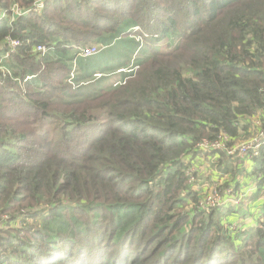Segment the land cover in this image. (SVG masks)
Listing matches in <instances>:
<instances>
[{"label": "trees", "instance_id": "16d2710c", "mask_svg": "<svg viewBox=\"0 0 264 264\" xmlns=\"http://www.w3.org/2000/svg\"><path fill=\"white\" fill-rule=\"evenodd\" d=\"M34 1L0 0V264H264L185 175L264 112V0Z\"/></svg>", "mask_w": 264, "mask_h": 264}, {"label": "crops", "instance_id": "0c3cea01", "mask_svg": "<svg viewBox=\"0 0 264 264\" xmlns=\"http://www.w3.org/2000/svg\"><path fill=\"white\" fill-rule=\"evenodd\" d=\"M261 121L264 123V112L261 114L257 113L241 121L240 124L242 126L246 124L247 127H243L239 131L235 141L242 138L246 139L255 133L261 127ZM262 152L264 153V145L262 146ZM258 159L255 160L249 157L236 159L235 157H227L224 154L201 155L199 153L190 163L194 166L198 164L199 173L205 171L211 181L234 185L235 191L232 188H230L231 192H228L229 189L223 190V204L220 207L221 209L232 210L228 212L224 219L225 222H232V227L240 226L245 228L264 223V184L257 180L256 177V175L261 173L256 170L259 164ZM206 168L209 169L206 170ZM192 189L198 192L200 186L194 187L192 185Z\"/></svg>", "mask_w": 264, "mask_h": 264}, {"label": "built area", "instance_id": "2783aa9c", "mask_svg": "<svg viewBox=\"0 0 264 264\" xmlns=\"http://www.w3.org/2000/svg\"><path fill=\"white\" fill-rule=\"evenodd\" d=\"M44 5V0H35L32 5V11L34 12H41ZM12 15L13 17L18 16L22 13H26V10H23L19 8L17 5L12 6ZM4 16L3 12H0V18ZM7 43L10 47V49L6 52V56H8L13 50L15 49L16 45L19 44L18 40H11L7 38ZM75 49V53L77 57H90L93 56L101 49L104 48L98 45H75L73 46ZM49 47L43 44L36 45L34 48V51L38 53L39 55H43L48 51ZM118 71H126L125 69H120ZM117 71V72H118ZM123 81H116L114 85L118 83H124ZM247 140L237 142L236 144L230 143V137L224 132H221L219 136L213 140L203 139L201 140L197 145L196 148L198 152L201 155L206 154H218L223 153L227 157H235L236 159L242 158V157H256L260 154L261 147L264 145V129L259 128L255 133L249 136ZM194 171L192 169H189V167L185 170V175L188 177V183L192 187V182L194 180L193 173ZM232 190L229 189L228 192H231ZM214 197H217V193L215 190H213V195L209 197L202 196V200H199L197 207H199L202 211H207L216 207H221L223 204L222 195L221 197H218L217 199H214ZM8 217L6 215H3L0 218V228L6 227V220ZM234 228V227H233Z\"/></svg>", "mask_w": 264, "mask_h": 264}, {"label": "rangeland", "instance_id": "374dc122", "mask_svg": "<svg viewBox=\"0 0 264 264\" xmlns=\"http://www.w3.org/2000/svg\"><path fill=\"white\" fill-rule=\"evenodd\" d=\"M134 30H137L138 29V27L136 26V27H134L133 28ZM136 34H139V35H142L140 32H139V30L137 31V33ZM135 34V36H137ZM138 37V36H137ZM94 56V55H93ZM92 57V56H91ZM123 57V56H122ZM121 60H124L123 58H121ZM72 72V71H71ZM73 73V75H74V72H72ZM100 76V74H96V77H99ZM119 74H118V72H116V74L115 75H111L110 77H109V80H108V82L110 81V82H112V81H117V80H119L120 78H119ZM114 79V80H113ZM109 82V83H110ZM260 126L262 127V128H264V123H262V121L260 122ZM49 127V126H48ZM47 127V128H48ZM260 127V128H261ZM253 132H254V130H253ZM243 137V136H242ZM248 138H250V137H247L246 139H238V141H235L234 143L236 144L237 142H241V141H244V140H247ZM239 140H241V141H239ZM233 143V144H234ZM206 162H209V161H207V160H205ZM207 165V164H206ZM210 165V164H209ZM201 166V165H200ZM189 167V169H192L194 172L192 173L193 175V178H194V180H193V182H192V185L194 186V187H196V186H200V190H198V196H200V200H202L203 198H202V196H204V197H209V196H212L213 195V190H215L216 191V193H217V197H214V199H217L218 197H221V195H222V192H223V190H227V189H230V188H232L234 191L236 190L235 189V187H234V185H229V184H226L225 182H219V181H211L210 179H209V176H207V174L208 173H205V171H203L202 173H199V166H198V164L197 165H189L188 166ZM197 167V168H196ZM209 168H206V170H208ZM230 194H233V193H230ZM219 199V198H218ZM193 204H196V203H193ZM238 225H240V224H238ZM238 227H240V226H238ZM262 229H264V225H262V227H261Z\"/></svg>", "mask_w": 264, "mask_h": 264}]
</instances>
